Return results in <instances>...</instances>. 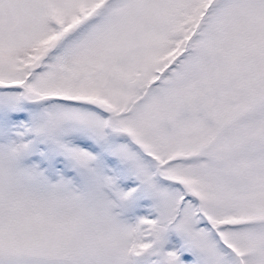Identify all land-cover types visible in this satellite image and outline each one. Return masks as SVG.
<instances>
[{"label":"snow or ice","instance_id":"6c2138e0","mask_svg":"<svg viewBox=\"0 0 264 264\" xmlns=\"http://www.w3.org/2000/svg\"><path fill=\"white\" fill-rule=\"evenodd\" d=\"M0 264H264V0H0Z\"/></svg>","mask_w":264,"mask_h":264}]
</instances>
